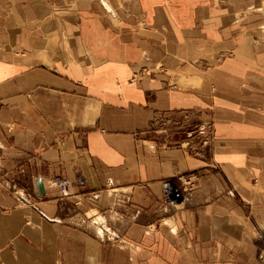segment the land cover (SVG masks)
<instances>
[{"label": "crops", "instance_id": "1", "mask_svg": "<svg viewBox=\"0 0 264 264\" xmlns=\"http://www.w3.org/2000/svg\"><path fill=\"white\" fill-rule=\"evenodd\" d=\"M263 4L0 0V264H261Z\"/></svg>", "mask_w": 264, "mask_h": 264}, {"label": "built area", "instance_id": "2", "mask_svg": "<svg viewBox=\"0 0 264 264\" xmlns=\"http://www.w3.org/2000/svg\"><path fill=\"white\" fill-rule=\"evenodd\" d=\"M186 146L199 145L200 147H211L214 143V133L213 126L210 122L200 123L196 128L190 133V136L185 140ZM189 146V147H190ZM196 177L194 175L185 176L182 180L181 192L176 193L173 197L170 194H165L162 198L164 204H169L173 198H179L181 193L188 194L192 187L194 186ZM50 184L56 187L62 196L68 193L70 187V181L62 178L61 176H55L50 179ZM19 196V195H18ZM259 259L262 264H264V247L260 251Z\"/></svg>", "mask_w": 264, "mask_h": 264}, {"label": "water", "instance_id": "3", "mask_svg": "<svg viewBox=\"0 0 264 264\" xmlns=\"http://www.w3.org/2000/svg\"><path fill=\"white\" fill-rule=\"evenodd\" d=\"M35 184V191L38 197H42L44 195V185L41 178H37L34 182ZM20 198L26 201L21 195H19ZM27 202V201H26Z\"/></svg>", "mask_w": 264, "mask_h": 264}, {"label": "rangeland", "instance_id": "4", "mask_svg": "<svg viewBox=\"0 0 264 264\" xmlns=\"http://www.w3.org/2000/svg\"><path fill=\"white\" fill-rule=\"evenodd\" d=\"M256 11H261L263 14H264V4L263 5H261V7H258V8H256ZM239 20V19H238ZM200 123H206V122H199L197 125H199ZM211 123V122H210ZM212 124V123H211ZM196 125V126H197ZM196 126L193 128V130L196 128ZM212 126H213V124H212ZM213 133H214V127H213ZM184 138H186V137H184ZM187 139V138H186ZM186 139H184V140H186ZM260 254V253H259ZM259 254L257 255V261H259L260 262V259H259ZM261 263V262H260ZM262 264V263H261Z\"/></svg>", "mask_w": 264, "mask_h": 264}, {"label": "bare ground", "instance_id": "5", "mask_svg": "<svg viewBox=\"0 0 264 264\" xmlns=\"http://www.w3.org/2000/svg\"><path fill=\"white\" fill-rule=\"evenodd\" d=\"M105 6V5H104Z\"/></svg>", "mask_w": 264, "mask_h": 264}]
</instances>
